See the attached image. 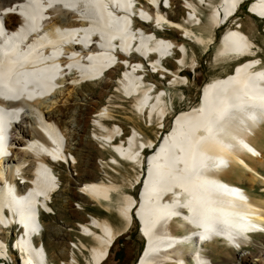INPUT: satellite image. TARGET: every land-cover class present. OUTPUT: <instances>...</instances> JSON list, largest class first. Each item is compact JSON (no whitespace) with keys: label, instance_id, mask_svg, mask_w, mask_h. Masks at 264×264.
Segmentation results:
<instances>
[{"label":"bare ground","instance_id":"bare-ground-1","mask_svg":"<svg viewBox=\"0 0 264 264\" xmlns=\"http://www.w3.org/2000/svg\"><path fill=\"white\" fill-rule=\"evenodd\" d=\"M148 1L156 8L160 3ZM169 1L172 5L173 0ZM182 1L189 12L184 20L170 11L165 14L155 7L135 6V0H0V20L5 15L9 28L20 27L8 33L0 30V103L4 104L0 138L4 140L11 130L12 143L10 157L0 148V185L5 178H14L16 171L33 182L27 195L14 196L10 190L0 195V224L18 219L26 227L18 241L22 251L19 264L49 262L44 240L32 244L31 237L46 229L43 214L37 218L41 207L47 214L56 213L53 199L62 189L56 164L76 167L79 162L57 112L61 106L82 100L79 88L84 84L99 83L100 76L107 73L109 81L119 65L123 73L116 80L117 91L134 99L132 114L144 117L156 135L152 138L134 124L129 134L120 123L108 124L107 120L115 118L108 105L94 111L93 135L114 154L98 157L103 178L82 184L80 192L99 205L109 202L107 211L115 205L123 224L117 226L107 217L92 215L90 222L79 226L95 244L80 239L74 248L82 250L83 246L89 251L86 264H103L117 239L137 219L147 240L137 264H216L208 245L215 246L220 240L235 250L226 264H264V236L259 239L253 234L264 235V197L256 198L246 186L228 177L240 169L254 180H264L259 171V164L264 165V150L259 146L264 137V59L258 55L257 48L262 47L254 33L251 37L237 16L248 0ZM204 6L210 8L206 22ZM249 12L264 16V0H252ZM133 16L138 25L131 28ZM231 16L239 18L240 28L229 27L222 35L215 61L235 58L239 60L235 70L208 81L199 103L179 110L171 128L162 132L174 108L173 98L185 97L183 91L175 94L170 90L188 85L190 78L182 71L199 64L190 43L205 44V38ZM151 22L157 29L167 25L180 31L181 41L147 30ZM203 23L207 36L196 27ZM176 50L178 69L172 70L173 79L167 86L159 75L146 78L140 71L142 65L146 71L152 66L157 74H165L171 69L166 65L169 53ZM62 52L66 56L57 58ZM148 53L150 65L142 57ZM76 128L72 125L71 131ZM160 133L165 135L156 143ZM127 163L135 172L127 178L130 184L142 185L138 198L122 192V184L109 173L112 169L120 174ZM6 208L10 217L2 213ZM186 226L193 231L186 235L175 232V227ZM9 235L8 230L0 236L2 255H6L4 243ZM75 249L73 260L65 264H81ZM12 254L17 256L10 253L11 258Z\"/></svg>","mask_w":264,"mask_h":264},{"label":"rangeland","instance_id":"rangeland-1","mask_svg":"<svg viewBox=\"0 0 264 264\" xmlns=\"http://www.w3.org/2000/svg\"><path fill=\"white\" fill-rule=\"evenodd\" d=\"M141 1L147 8L149 7V9H152V6L148 4V0ZM196 1L199 3L198 0ZM214 1L218 2L220 0ZM251 1L252 0L247 1L244 7H242V9L238 12L237 16L240 18L244 30L250 36L254 33L256 42L262 47L258 55H261L264 58V19H260L249 12L248 6ZM202 10V13L204 14L203 19L206 22L210 13V8L204 6ZM168 11H170V15H174L178 20H184V17L189 14L182 0H173L172 8ZM204 25L205 24L203 23L202 25L196 27L201 30L202 34L207 36L208 34H206L207 31L204 28ZM234 25L235 24L232 25V22H229L228 24L218 28L213 35L205 38V44L190 43L191 50L196 51L199 64L196 69L187 67L182 71L185 76H189L190 78L188 85L170 90L171 93L183 91L185 97L180 100L178 96L174 95V110L172 109L173 113L171 112L170 115H168L165 121V128L162 132L166 130L168 131L171 128L174 116L179 110L199 103L202 89L208 81L212 80L213 77L221 74L225 75L226 73L233 72L235 70L237 64L239 63V60H235V58L226 61H215V53L220 44L222 35L229 27ZM167 27L169 26L166 25L164 30H158L155 24L149 23L147 30L155 31L158 35H162L163 37H171L170 39L175 38L181 41V32L174 29H168ZM178 56L179 52L176 50L174 57H169L166 60V65L172 70L178 69ZM243 59L246 60V57ZM243 59H241L240 62ZM122 70L123 66L119 65L114 76L109 81V75L107 73V77L105 76L100 79L101 81H99V83L93 81L84 84L82 88H79V90L81 89L80 92L83 95L82 100L73 101L70 104L61 106L63 109L57 112V114H59L58 117H60L59 119L62 127L65 130L67 129L66 132L72 134H68L71 143L70 150L77 155L79 162L76 167L72 165L69 166L65 163H60L59 165L56 164L55 166L59 175L62 177V189L61 192H57L53 199V206L56 213L43 214V221L46 229L42 236V240H44V244L49 253V262L46 264H65V262L73 260L75 249L74 245L75 242L80 241V239L90 245L95 244V241L91 237H86L83 234L82 228L79 226L80 223L90 222L92 215L107 217L117 226H122L123 224V220L119 216L115 205L112 204L110 211H107V207L105 205H108L109 202H104L105 205H99L80 192V186L82 184L91 180H100L103 178L104 171L98 165V157L104 156L110 158L114 154L111 149H104L101 147V144L93 135L94 125L91 120V116L94 111L108 105L110 110L112 112L114 111L113 114L115 117L112 121L107 120L106 122H108V124L120 123L124 125V128H126V134H129L131 124H134L142 130L145 129V131H143L146 132V135L152 138L156 135V129L151 130L153 127L147 126V122L144 117L141 119L132 114L135 109L134 99L128 98L130 95L117 91L116 80H118V78L122 75ZM147 75V78H151L149 76L152 75V73L149 71ZM161 76L162 74H160L159 77ZM170 78L171 75H167L166 79L163 80V86H167L171 83L170 81H172L173 78ZM161 86L162 85H159V87ZM130 116L131 118L134 117L133 120L130 119ZM72 125L78 127L76 128L77 131H71ZM164 133L158 134L159 136L156 139V143H158L161 137L165 135ZM259 142L260 147L264 148V137L259 140ZM151 150L152 149L146 150V154H149ZM259 171L264 174V165L259 164ZM109 173L114 177L116 180L115 182L122 184V192H127L138 198L142 185L139 184L134 186L130 184L129 179H127L132 178L135 175V172L132 171L131 164L127 163L124 168H120V174H118L116 170L112 169L109 170ZM238 174H242L243 177L239 178ZM238 174L229 175L228 177L231 178V181H235L244 187L246 186L250 193L256 198L264 197V180L261 178L254 180L246 172L243 174L240 169ZM117 198L118 195H116L114 202H116ZM79 202H81V205L77 204ZM188 227L189 226H186L185 229L183 227H175V232L179 235H186L190 231H193L192 226ZM254 235H257V238L259 239H262L264 236L260 233H254ZM40 241L41 240L39 239L38 242ZM146 241L145 236L141 233L139 221L135 219L131 228L124 232L114 243L108 259H106L103 264H137L146 246ZM208 247L211 251L209 253L213 256L216 264H226L227 262H230V260H226V258L231 256L233 257L232 250L234 249L230 245L223 244L221 240L218 241L217 245L214 246L209 244ZM247 248H251V251H255V248L253 247ZM81 249L82 250L76 248L75 253L79 262L81 264H86V257H89L90 253L89 251L84 250L83 246ZM12 255L13 258H15V255ZM14 264L17 263L15 262Z\"/></svg>","mask_w":264,"mask_h":264},{"label":"built area","instance_id":"built-area-1","mask_svg":"<svg viewBox=\"0 0 264 264\" xmlns=\"http://www.w3.org/2000/svg\"><path fill=\"white\" fill-rule=\"evenodd\" d=\"M248 9H249V7H248ZM252 14V13H251ZM254 15V14H253ZM255 16H257V15H255ZM258 18H260V19H264V16H257ZM239 18L238 17H232V19L230 20V22H232V25L233 24H235L234 26L235 27H238V28H240V24H238V23H236V21L238 20ZM232 27V26H231ZM257 50H261V49H259V48H257ZM264 59V58H263Z\"/></svg>","mask_w":264,"mask_h":264},{"label":"crops","instance_id":"crops-1","mask_svg":"<svg viewBox=\"0 0 264 264\" xmlns=\"http://www.w3.org/2000/svg\"><path fill=\"white\" fill-rule=\"evenodd\" d=\"M260 146V145H259ZM262 148V147H261ZM264 150V148H262ZM236 183V182H235Z\"/></svg>","mask_w":264,"mask_h":264}]
</instances>
